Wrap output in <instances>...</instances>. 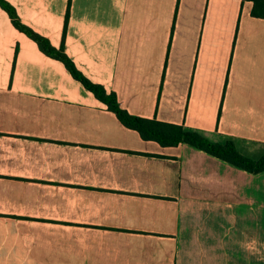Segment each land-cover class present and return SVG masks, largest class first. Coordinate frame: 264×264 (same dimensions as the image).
<instances>
[{
  "label": "crops",
  "instance_id": "0c3cea01",
  "mask_svg": "<svg viewBox=\"0 0 264 264\" xmlns=\"http://www.w3.org/2000/svg\"><path fill=\"white\" fill-rule=\"evenodd\" d=\"M5 1L131 115L264 156L253 2ZM0 264H264V172L143 140L0 6Z\"/></svg>",
  "mask_w": 264,
  "mask_h": 264
},
{
  "label": "trees",
  "instance_id": "16d2710c",
  "mask_svg": "<svg viewBox=\"0 0 264 264\" xmlns=\"http://www.w3.org/2000/svg\"><path fill=\"white\" fill-rule=\"evenodd\" d=\"M242 1L243 3L247 1L253 2L252 16L264 19V0ZM0 6L9 14L16 28L35 40L41 50L48 56L62 61L76 80L80 81L96 98L106 104L124 126L136 130L143 140L157 142L162 147H177L180 144H189L248 173L256 175L264 172V156L258 160L245 157L238 152L232 141H227L224 145L215 144L197 132L187 130L181 125L131 115L121 107L116 94H108L103 86L92 83L78 71L75 64L66 55L63 47L60 50L53 48L46 39L22 25L16 10L5 0H0Z\"/></svg>",
  "mask_w": 264,
  "mask_h": 264
}]
</instances>
